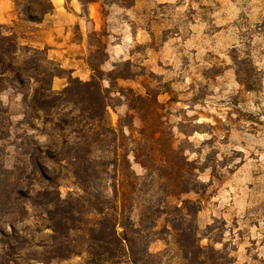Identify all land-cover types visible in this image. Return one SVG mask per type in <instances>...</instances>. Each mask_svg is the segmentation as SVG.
I'll return each instance as SVG.
<instances>
[{
	"label": "rangeland",
	"instance_id": "1",
	"mask_svg": "<svg viewBox=\"0 0 264 264\" xmlns=\"http://www.w3.org/2000/svg\"><path fill=\"white\" fill-rule=\"evenodd\" d=\"M123 1L54 0L58 10L37 24L23 20L19 0H0V25L17 34L23 45L45 51L66 71L54 81L57 92L68 86L69 78L90 81L92 66L99 67L103 86L113 92L109 112L115 128L133 114L118 90L157 97L165 105L164 121L174 147L201 170L199 193L182 197L199 206L195 224L201 245L219 251L223 264H264V0H135L132 7ZM50 51H65L63 61H76L63 67ZM111 72L134 77L118 80L111 89ZM4 101L11 113L20 112V97L7 95ZM133 126L140 129L141 120L136 117ZM37 141L50 143L45 136ZM14 151L0 145V164L9 168L21 163L23 169ZM130 159L142 175L131 154ZM50 167L64 178V199L82 195L64 165ZM114 185L118 198L125 190L126 198L131 196L129 181L121 177L114 181L107 176L96 189L111 199ZM49 226L45 215L33 208L17 226L21 236L36 244L37 258H46ZM149 251L153 264H187L174 234L165 233ZM48 264L86 262L83 255Z\"/></svg>",
	"mask_w": 264,
	"mask_h": 264
},
{
	"label": "trees",
	"instance_id": "2",
	"mask_svg": "<svg viewBox=\"0 0 264 264\" xmlns=\"http://www.w3.org/2000/svg\"><path fill=\"white\" fill-rule=\"evenodd\" d=\"M19 2L20 15L30 23H41L55 10L50 0ZM123 2L127 7L135 4ZM92 71L90 81L69 78L68 86L57 92L54 81L66 71L45 51L23 45L17 34L0 25V145L14 149L23 162V169L21 163L9 168L0 164V264H48L83 255L86 264H153L150 245L165 233L174 234L187 264H223L219 251L201 245L195 224L198 204L182 200L203 187L201 170L174 147L164 121L165 105L150 93L120 89L133 114L121 118L115 128L109 112L113 92L103 86L105 75L99 67L92 66ZM107 77L114 89L118 80L134 75L111 72ZM7 95L20 97L18 114L4 101ZM136 117L140 129L133 126ZM39 136L50 143L40 144ZM130 154L142 175L133 170ZM50 164L64 165L82 195L64 199V178ZM107 176L128 180L131 196L126 198L125 190L118 198L116 185L111 199L99 192L97 182ZM28 208L39 209L50 223L44 259L37 258L36 244L17 230ZM94 215L95 220H85Z\"/></svg>",
	"mask_w": 264,
	"mask_h": 264
},
{
	"label": "crops",
	"instance_id": "3",
	"mask_svg": "<svg viewBox=\"0 0 264 264\" xmlns=\"http://www.w3.org/2000/svg\"><path fill=\"white\" fill-rule=\"evenodd\" d=\"M52 2H53V4H54V0H51ZM58 10V7L55 5V10H54V12H56ZM1 23V22H0ZM50 52H54L55 53V55L56 56H54L55 58V60L56 61H60L61 62V64L63 63L64 65H63V67H65V65L67 66V63L69 62V61H76V59H65V61H63V58H64V56H65V51H50ZM70 68L69 69H73V68H71V67H74L73 65H70L69 66Z\"/></svg>",
	"mask_w": 264,
	"mask_h": 264
}]
</instances>
